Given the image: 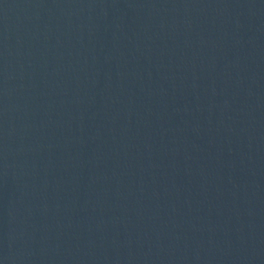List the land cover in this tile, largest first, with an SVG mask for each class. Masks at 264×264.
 Wrapping results in <instances>:
<instances>
[{
	"label": "water",
	"instance_id": "water-1",
	"mask_svg": "<svg viewBox=\"0 0 264 264\" xmlns=\"http://www.w3.org/2000/svg\"><path fill=\"white\" fill-rule=\"evenodd\" d=\"M0 264H264V0H0Z\"/></svg>",
	"mask_w": 264,
	"mask_h": 264
}]
</instances>
